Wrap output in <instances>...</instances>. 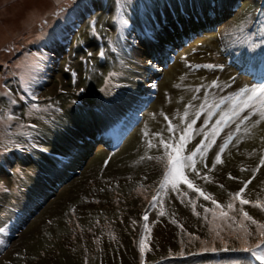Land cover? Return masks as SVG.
<instances>
[{
    "label": "rangeland",
    "instance_id": "374dc122",
    "mask_svg": "<svg viewBox=\"0 0 264 264\" xmlns=\"http://www.w3.org/2000/svg\"><path fill=\"white\" fill-rule=\"evenodd\" d=\"M262 84L264 0H0V264H252Z\"/></svg>",
    "mask_w": 264,
    "mask_h": 264
},
{
    "label": "snow or ice",
    "instance_id": "6c2138e0",
    "mask_svg": "<svg viewBox=\"0 0 264 264\" xmlns=\"http://www.w3.org/2000/svg\"><path fill=\"white\" fill-rule=\"evenodd\" d=\"M247 93L248 96V106H252L251 102L255 101L258 102L260 105L261 109V116L264 117V84L252 88V89H245L241 95ZM34 107H36L34 105ZM235 114V113H234ZM11 119V117H9ZM230 119V117H229ZM224 121V118H221V121H218L219 123H222ZM193 125L192 123H189L188 126L183 130L182 134L179 136L178 141L175 142V144H169L161 140V143L163 144V147L165 149V156L164 157H159L157 159H166V165H165V176H164V181L163 183H171L172 187L175 189L176 186L180 183H186L189 188H191L193 191L198 192L200 195L204 196V199H210L211 197L208 195H205L201 189L196 187L193 183V181L189 180L187 178L186 174V169H191L192 171H196L195 168V160L194 157L201 151V148L207 147V145H201L198 146V148L193 151L189 155H185V147L188 141L191 139V132H192ZM170 131L173 129L170 126ZM155 145H152L151 142H149V147H154ZM151 158V157H150ZM220 158L219 156L217 157V163H220ZM262 165H264V160L261 161ZM197 175L199 173L197 172ZM206 178V177H202ZM251 181L245 182L244 188H241L239 192L233 194V199H239L240 204H251L252 201H249L247 199L242 198L243 193L245 192L247 188V184L250 183ZM213 204H216L218 208L222 207L219 205V203L215 200H212ZM255 206H259L261 208H264V205L257 204ZM229 209L233 208L232 203H229L227 205ZM163 214V213H162ZM222 215H226V213H221ZM244 217L248 220H252V223H257L255 220H253L247 212L243 213ZM147 215H145L144 219L147 220ZM147 227V226H146ZM261 228L260 235L264 236V225H259ZM141 251L143 252L146 245L144 241H141ZM257 247H260L257 245ZM246 251H251L252 255L257 259L264 261V252H256L252 249H246Z\"/></svg>",
    "mask_w": 264,
    "mask_h": 264
},
{
    "label": "trees",
    "instance_id": "16d2710c",
    "mask_svg": "<svg viewBox=\"0 0 264 264\" xmlns=\"http://www.w3.org/2000/svg\"><path fill=\"white\" fill-rule=\"evenodd\" d=\"M154 57L157 60V63H159L160 61L163 60L164 55L160 54V55H156ZM125 122H126L125 124L123 123V128H121L122 129L121 132H124V129H127L131 125L132 120L130 119V120H127ZM97 140H99V139H97ZM225 258L222 257V259H225ZM218 259H220L219 255H218ZM214 260H216V258H214ZM238 260H246V261L254 264L255 257L250 252H248V253L247 252H243V257H239Z\"/></svg>",
    "mask_w": 264,
    "mask_h": 264
}]
</instances>
